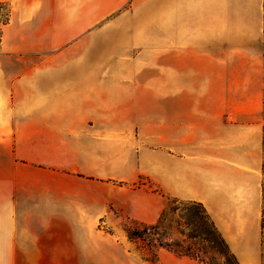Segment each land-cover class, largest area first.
I'll use <instances>...</instances> for the list:
<instances>
[{
  "label": "crops",
  "instance_id": "crops-1",
  "mask_svg": "<svg viewBox=\"0 0 264 264\" xmlns=\"http://www.w3.org/2000/svg\"><path fill=\"white\" fill-rule=\"evenodd\" d=\"M154 1L0 0V264L108 255L99 225L111 206L154 224L168 198L200 205L239 264H264V136L255 147L252 133L223 136L204 117L195 151L191 125L170 115L189 106L169 103L166 150L132 154L126 131L159 111L158 75L110 70L136 48L164 46L182 66L185 49L216 64L206 49L264 47V0ZM186 76L166 72L167 99L188 94ZM140 174L162 194L127 193Z\"/></svg>",
  "mask_w": 264,
  "mask_h": 264
},
{
  "label": "rangeland",
  "instance_id": "rangeland-1",
  "mask_svg": "<svg viewBox=\"0 0 264 264\" xmlns=\"http://www.w3.org/2000/svg\"><path fill=\"white\" fill-rule=\"evenodd\" d=\"M160 3V0L154 1L157 7L161 6ZM162 16L159 13L152 18L164 19L165 17ZM156 24L158 26L156 29H160V26L164 27L165 21L156 22ZM222 39L228 42V32H223ZM185 50L187 51H184V54L187 52L188 57L182 66L176 65L175 61L172 62L171 54L164 46L131 49L130 54L125 55L129 57L127 59H120L117 56L111 58V71H133L137 63L143 64L145 67L143 72L158 75L157 86L159 90L161 89L158 99L159 111L150 115L147 126L127 129V150L132 154L139 147L142 151L157 150L159 153L161 150H166V111L162 109L169 103L174 105L183 103L189 106L188 111H174V113L170 112V115L174 114L178 120L185 119L189 126H194L187 128L186 134L189 137V145L193 146L195 151L198 131L196 125L198 120L204 117L207 121L215 119L221 122L215 130L223 136L227 132L233 134L250 132L255 138V147L260 144L261 135L264 136V47L206 49L208 50L206 54L213 55L215 51L217 56L221 57V61L216 64L212 60H205L204 64L199 62L196 48ZM202 50L200 49V52ZM171 70L185 72L188 79L179 80L178 84L183 83L188 88V94L167 99L165 88L168 81L164 77L166 72ZM160 92L163 94L160 95ZM201 105H217L223 110L204 114V111L196 110ZM157 177L162 179L161 175ZM132 178L131 182L122 183L127 193H129L128 190L139 193L142 190L144 192L141 191L140 194L145 191L162 194L156 180L150 176L140 174L135 179ZM151 226L156 228L149 229L144 234L143 241L129 240L127 229L143 231L145 227ZM99 230L110 235L112 244L108 255L47 256L45 263L239 264L209 216L196 202L168 198L161 215L154 224H144L132 219L111 206L106 214V220L99 225Z\"/></svg>",
  "mask_w": 264,
  "mask_h": 264
},
{
  "label": "trees",
  "instance_id": "trees-1",
  "mask_svg": "<svg viewBox=\"0 0 264 264\" xmlns=\"http://www.w3.org/2000/svg\"><path fill=\"white\" fill-rule=\"evenodd\" d=\"M156 226H151V227H145L143 231L135 230V229H127V236L130 241H135V240H144L143 236L144 234L149 230V229H154Z\"/></svg>",
  "mask_w": 264,
  "mask_h": 264
}]
</instances>
